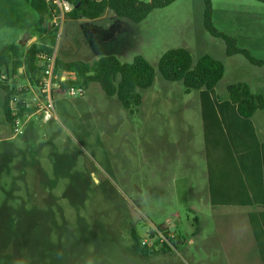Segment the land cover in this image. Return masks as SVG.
Wrapping results in <instances>:
<instances>
[{"label":"rangeland","instance_id":"rangeland-1","mask_svg":"<svg viewBox=\"0 0 264 264\" xmlns=\"http://www.w3.org/2000/svg\"><path fill=\"white\" fill-rule=\"evenodd\" d=\"M212 3L214 26L264 60V2ZM49 23L45 31L23 0H0V51L10 44L23 50L38 44L64 61L91 64L106 53L123 63L141 55L155 68V82L140 91L142 104L132 112L98 83L78 99L55 90L58 118L45 122L35 115L17 140L10 139L0 89V264H256L253 244L240 235L242 217L221 219L217 228L208 213L190 211L194 199L180 195V181L191 172L185 165L192 154L185 152L203 132L190 104L194 96L184 93L181 82L166 81L158 63L176 48L188 49L195 62L204 55L221 61L225 75L215 89L218 100L238 83L264 94V66L227 54L225 42L204 28L203 0H177L141 23L69 17L61 35ZM15 80L29 85L25 75ZM201 110L199 105L200 119ZM158 227L186 243L178 239L165 255L159 245L156 255L145 258L132 232L153 245L160 241L149 233L160 232ZM219 234L231 260L209 252L219 246Z\"/></svg>","mask_w":264,"mask_h":264},{"label":"trees","instance_id":"trees-1","mask_svg":"<svg viewBox=\"0 0 264 264\" xmlns=\"http://www.w3.org/2000/svg\"><path fill=\"white\" fill-rule=\"evenodd\" d=\"M28 3L38 16L40 26L48 29L47 21L51 18V6L47 0H23ZM73 6V12L69 17L75 20L94 21L106 12L111 13L117 18L126 19L133 23H141L157 9H163L177 0H152L142 2L141 0H69ZM264 2V0H261ZM204 3V28L215 38L223 40L227 46L229 56L243 55L250 63L255 66L263 67L264 60L253 58L247 50L238 47L237 39L219 31L213 24V3L212 0H203ZM44 53L48 56L52 52H47L44 47L33 44L26 50L21 49L15 44H10L0 51V89L4 92V115L5 120L12 126L13 111L12 101L14 97L27 93L25 89L19 91V84L15 80L16 76L25 75L31 85L37 87L40 84L41 66L37 55ZM23 69V73H20ZM158 71L168 82H181L186 93L198 91L201 93V102L206 127V110L209 107V97H214V107L224 118L223 109L231 107L236 110L237 115L246 121L248 130L254 140L257 138L251 126V118L258 111L264 108V97L261 94L252 92L250 86L245 83L232 84L228 86V99L221 103L216 98L215 88L223 80L225 75L224 64L210 55L200 57L196 62L192 53L185 48H176L166 52L158 63ZM55 72L58 74H70L66 81L60 82V91L64 92L73 86L86 87L90 83H98L105 94L109 97H117L124 109L132 110L141 106L143 98L141 90L151 88L155 82V68L143 56L138 55L132 63H123L111 53H106L94 63L81 60L64 61L56 57ZM32 112V110H30ZM26 111L22 109L21 115ZM225 124V123H224ZM207 131V130H206ZM259 161L256 169L262 173V189L264 192V144L258 142ZM248 186L253 191L252 179L248 177ZM213 204L219 205L212 197ZM264 206V194L256 197L252 193V200L238 204L239 206L251 205ZM251 223L254 234L257 238L259 249L264 262V248L260 233L264 238V213L258 216H251ZM168 238L169 233L166 229L158 227ZM174 238H168L171 246L176 245L179 239L174 233ZM156 230H151L149 237L151 240L157 239ZM137 251L145 258L157 254V249L161 245V252L168 254L172 248L166 242H154L153 245L143 246L142 237L137 231L132 232ZM161 243V244H160Z\"/></svg>","mask_w":264,"mask_h":264},{"label":"crops","instance_id":"crops-1","mask_svg":"<svg viewBox=\"0 0 264 264\" xmlns=\"http://www.w3.org/2000/svg\"><path fill=\"white\" fill-rule=\"evenodd\" d=\"M106 19L115 22L119 21V18L109 12H106L98 20L104 21ZM167 91L169 92V90ZM193 92L186 93L184 90L186 95L194 96L190 104L195 107L198 126L202 128L199 129L200 132H203V137H199L196 143H192V151L191 148H187L185 152L186 157H190L192 154V158L185 165L186 169L191 172L180 181V195L186 197L188 202L190 198L194 199L190 211L197 213L198 216L207 215L206 213H208V215L213 217L217 228L221 219L242 217L245 221V227L241 228L240 235L245 243L253 244L257 252L258 261L256 264H264L250 219L251 216L263 214L264 206L261 204L251 206L238 205L252 200V193L256 197H262L264 194L262 173L256 169L259 161L258 142L264 144V139L261 137L264 130V108L258 110L251 118V126L254 129L256 141L248 130L247 122L237 115L235 109L225 107L223 109L224 118L222 117L220 112L214 107V97H209L207 102L209 107L206 110L207 128L205 129L201 93L195 91L196 94L193 95ZM261 95L264 97V94ZM227 99L228 95L226 98L221 99L220 102L223 103ZM199 105H201L202 109L201 119L198 113ZM180 148L183 147L180 146ZM179 167L184 168V165ZM248 177L252 179L254 192L248 189ZM213 196L219 205L213 204ZM219 237V246H210L209 252L212 255H224L227 260H231L230 246L223 240V235L219 234ZM260 237L264 248V238L261 233ZM178 238L182 241V244L186 243L184 237L179 236Z\"/></svg>","mask_w":264,"mask_h":264},{"label":"built area","instance_id":"built-area-1","mask_svg":"<svg viewBox=\"0 0 264 264\" xmlns=\"http://www.w3.org/2000/svg\"><path fill=\"white\" fill-rule=\"evenodd\" d=\"M47 2L51 6L50 27L53 26L59 32V35H61L69 15L73 12L74 6L69 0H47ZM37 58L41 66L44 67V70L41 71L39 86L35 87L30 83L25 87L19 85V91L25 89L27 93L14 97L12 101L14 115L11 126L13 134L10 138L12 140H17L24 133L26 127L35 115L43 116L45 122L58 118L55 112L53 93L55 90L60 91V82H64L71 77L70 74H58L55 72V55L48 56L44 53H39ZM63 93H66L71 99H78L84 96L85 88L82 86H73ZM30 95H32L31 99L29 98ZM30 106H34L35 108H31ZM22 109L25 111L35 110L27 115L26 113L21 115ZM157 233V240L166 242L171 246L168 238H174V234L169 233L167 238L164 232L157 231ZM142 245L150 246L148 240H143Z\"/></svg>","mask_w":264,"mask_h":264},{"label":"water","instance_id":"water-1","mask_svg":"<svg viewBox=\"0 0 264 264\" xmlns=\"http://www.w3.org/2000/svg\"><path fill=\"white\" fill-rule=\"evenodd\" d=\"M95 1H98V0H95Z\"/></svg>","mask_w":264,"mask_h":264}]
</instances>
